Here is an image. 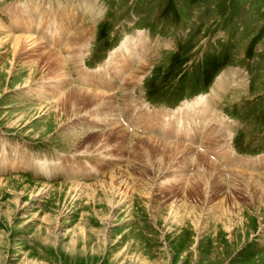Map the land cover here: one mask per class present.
Returning a JSON list of instances; mask_svg holds the SVG:
<instances>
[{
    "label": "rangeland",
    "instance_id": "obj_1",
    "mask_svg": "<svg viewBox=\"0 0 264 264\" xmlns=\"http://www.w3.org/2000/svg\"><path fill=\"white\" fill-rule=\"evenodd\" d=\"M79 1L0 0V264H264V0H89L91 17ZM67 2L69 24L91 28L79 67L107 74V89L78 80L65 52L61 66L41 58L38 40L17 52L7 37L31 33L62 50L71 33L37 13L50 18ZM33 3L28 26L21 18ZM133 41L135 59L147 45L151 58L128 102L119 86L140 61H128ZM119 50L129 64L111 90ZM233 70L244 78L232 81ZM68 85L114 94L127 140L107 134L88 93L65 92L55 107ZM211 99L214 112L200 121L193 112ZM140 113L151 116L144 129L130 123ZM169 142L195 147L220 170L203 171Z\"/></svg>",
    "mask_w": 264,
    "mask_h": 264
},
{
    "label": "bare ground",
    "instance_id": "obj_2",
    "mask_svg": "<svg viewBox=\"0 0 264 264\" xmlns=\"http://www.w3.org/2000/svg\"><path fill=\"white\" fill-rule=\"evenodd\" d=\"M79 8H80V11H81V13H82V11L83 12H87L86 14H90V17L92 16V15H94V12H93V10H92V7L93 6H95L96 7V5H94L93 4V2L92 1H87V3H85V0H80L79 1ZM35 3H33V5H32V11L31 12H28V13H30V15H28V16H23V18H21V20H22V22L23 23H29L28 24V26H30L32 23H31V21H32V18H33V16L35 15V14H33V13H37V11L35 10V5H34ZM84 4L85 5H87L88 7H87V9L85 8L86 6H84ZM70 6V4L67 2V3H65L64 4V6H60V7H58L55 11H57L56 13H54V12H52V15H51V17L50 18H47V15L46 16H44L45 14L44 13H46V12H44V11H42L41 9L40 10H38V13L37 14H39V22H42V21H44L45 20V22H46V24H49L50 22H48L49 20L52 22L51 23V25H53V26H55V28H61V30H60V32H65V35H67L68 33H71L70 34V38H68V41L65 43V42H63V44L65 45V47L63 46V49L62 50H55V49H57V48H51V47H48L45 43H43L41 40H39V39H36L35 37V35H33V34H31V33H29V34H25V35H22L23 33H19L18 32V34H14V35H11V34H8L7 33V37H11L12 38V41H13V46H14V50L15 51H17L21 46H24V47H29V45H31L30 47H34V45L37 43V40H38V42H39V44H40V46H39V48L36 50L37 51V53L38 52H40V56H41V58H51V60L50 61H52L53 62V60L52 59H54V60H57L58 61V63L60 62V64L59 65H61V66H64L63 64H64V59H65V55H66V57H67V59L70 61V62H72V65H74V67H76L77 69H76V73H77V75H78V80H80L82 83H84V84H89V83H94L95 85H103L104 86V84H105V78L103 79L102 77H100V76H107V74H102V75H100V74H98V75H96V76H94L92 73V75L90 74V73H87L85 70H83L82 68H80L79 67V64H78V62H77V60L79 59V54H80V52L83 50V48L86 46V44H87V42H88V40H89V37L88 36H90L91 35V33H87L88 31H87V29L88 30H90L91 31V28H84V27H86L87 25H82V27L81 28H79L78 30L77 29H74V27H73V25L74 24H69L70 22H73L74 20H75V17H76V15H75V17H74V13H71V11H67L66 9H67V7H69ZM37 7V6H36ZM39 7H40V5H39ZM39 7H38V9H39ZM99 8V7H98ZM89 9V10H88ZM12 10H14V8H11V11ZM35 10V11H34ZM71 10V9H70ZM72 12H76L77 13V5L74 7V8H72ZM94 10H96V9H94ZM30 11V10H29ZM97 12V11H96ZM32 13V14H31ZM75 13V14H76ZM36 14V15H37ZM84 14V13H83ZM21 16V15H20ZM71 17V19H68L66 22H64V19L66 18V17ZM80 17V16H79ZM78 17V18H79ZM38 19V18H37ZM49 19V20H48ZM82 19V17L80 18V20ZM94 19V17H92V20ZM30 21V22H29ZM38 22V25H40L41 23H39ZM44 22V23H45ZM63 22V24L64 25H61V23ZM22 23V24H23ZM4 28H3V26H0V30H3ZM26 30H29L28 28H25ZM19 30V29H18ZM67 30V31H66ZM3 31H6L5 29L3 30ZM44 31V30H43ZM10 33V32H9ZM43 34V33H42ZM42 34H40V35H42ZM39 35V36H40ZM51 35V34H50ZM61 35V34H60ZM38 36V37H39ZM44 37V36H43ZM55 37V36H54ZM52 38V37H51ZM43 39V38H42ZM45 39V38H44ZM130 41V40H129ZM62 43V42H61ZM135 44H137L135 41H133V43H130L129 44V47L127 48V53L129 54V55H132L133 54V45L136 47V45ZM19 45V46H18ZM37 46V45H36ZM126 49V48H125ZM148 49H149V45H147V47L142 51L141 50V52H140V48H138L137 47V50L139 51V53H137V55L139 56V57H137L136 59H140V61H139V64H137V66L134 68V70L132 71V72H130V71H127L126 73H125V76H124V78H123V81H122V84L119 86V90L120 91H122V93H123V97H125L126 98V101H128L129 102V99H127V95H126V91H127V88H129V87H131V86H133V85H131V84H134V82L132 83L131 81H135V80H137V79H139L138 78V76L140 75V74H142L143 73V71L146 69V67H147V65H148V60H149V58H151V56L150 55H148V54H146V51H148ZM22 50V49H21ZM18 51H20V50H18ZM17 51V52H18ZM22 51H24V50H22ZM35 51V52H36ZM61 51L62 52H65V55L63 56L62 54H61ZM36 53V54H37ZM33 54V53H32ZM136 55V56H137ZM32 56V55H31ZM35 56V55H34ZM39 57V56H38ZM116 57H117V60H120L122 57H123V61H120L119 62V65L120 66H117V67H115V69H118L114 74H113V76L111 77V79H110V81H109V83H108V86H111V87H109L111 90H112V88H114L115 86H116V84L114 83L115 81H114V78H116L117 77V75H120L121 76V70L122 69H124V68H127V66L126 65H128L129 64V62L128 61H132V62H135L136 61V59H135V54H133V57H131V59H129L128 61H126V59H125V55L119 50V51H117V53H116ZM46 60V59H45ZM48 60V59H47ZM68 62V61H67ZM43 63V62H42ZM51 63V62H50ZM111 63V62H110ZM53 64H55V61H54V63ZM57 64V63H56ZM135 64V63H134ZM133 64V65H134ZM45 65H47L46 63H45ZM50 65V64H49ZM50 67H52V66H50ZM56 67V66H55ZM54 67V68H55ZM59 67V66H58ZM49 68V67H48ZM57 68V67H56ZM62 69H63V67H61ZM47 69V68H46ZM130 69V68H129ZM50 70V69H49ZM53 70V69H52ZM55 70V69H54ZM60 70V69H59ZM58 70V71H59ZM114 70V69H113ZM128 70V69H127ZM57 71V69L54 71V72H56ZM57 71V72H58ZM61 71V70H60ZM53 72V73H54ZM114 72V71H113ZM123 72V71H122ZM52 73V72H51ZM231 73V76H233L234 78H236V79H238V78H240L239 80H241L242 78H244V75L243 74H241L240 72H238V71H232V72H230ZM50 74V73H49ZM52 75V74H51ZM54 76H55V73L53 74ZM59 76H61V80L62 79H64V77L66 76V71H65V69H63L62 70V72L61 73H59ZM51 77V76H50ZM99 77H100V80L98 81L97 80V78L99 79ZM46 79H50L49 77L48 78H46ZM96 79V80H95ZM225 79V76H224V78H222V80L221 81H219V85H218V87H217V90L216 91H214V94H213V98L214 97H216L217 95H219V93H221V90H222V87H225L224 86V84H226V81L224 80ZM60 80V81H61ZM138 81V80H137ZM108 82V81H107ZM237 82H238V80H237ZM235 83L236 85H239V83ZM69 84V83H68ZM216 84V83H215ZM65 85H67V83L65 82ZM94 85V87L96 88V86ZM131 85V86H130ZM230 85V84H229ZM69 86V85H68ZM89 86V85H88ZM93 86V85H92ZM235 86V85H234ZM70 88L68 89V90H66L65 91V89L64 90H62V92H60L59 91V89L57 90V92H56V95H55V98L54 99H52L51 100V102H53L54 103V106L56 107V105H57V102H58V100L59 99H63V94L65 93V92H70L71 90H77V91H83V92H85V93H88L89 95V100H90V102H92V103H94L95 104V108H97L98 109V111H99V116H101L102 117V119H103V122L105 121V122H107L108 123V125L111 127L112 126V128L110 129V132L109 133H107L108 135H110V136H115L117 139L119 138V139H126V138H128V136H129V132H128V130H127V128L120 122V120H119V116L117 115V113H116V106H115V100H116V97H114V94L112 95V94H108V93H106V92H103V90H98L97 89V91L95 90V91H92V90H94V88L91 90V88H90V90H88L87 88H82V87H79V86H77V85H73V86H69ZM104 88H106V86H104ZM103 89V88H102ZM107 89V88H106ZM105 89V90H106ZM115 90V89H114ZM116 91V90H115ZM82 92V93H83ZM73 93V92H72ZM79 94V93H78ZM77 94V95H78ZM84 94V93H83ZM82 95V94H81ZM80 95V96H81ZM85 95V94H84ZM216 95V96H215ZM80 96H78V98L80 97ZM130 96V95H129ZM83 97V96H82ZM81 97V98H82ZM73 98V97H72ZM121 98H122V96H121ZM74 99V98H73ZM85 100V99H84ZM72 101V100H71ZM81 102V101H80ZM91 103V104H92ZM125 103V102H124ZM210 103H212V99L211 100H206L204 103H203V105L201 106V107H199L198 108V111L196 112V111H194L193 112V115L194 116H196V118H198L200 121H203L204 120V118H205V122L207 123L209 120H210V118L208 119V117L210 116V115H212L211 113H213L214 112V109H213V111L209 114V113H206V112H208L209 111V104ZM78 104H79V101H78ZM50 105V104H49ZM73 105V104H72ZM75 106V105H74ZM82 106V105H81ZM80 106V107H81ZM59 107V106H58ZM63 107V106H62ZM52 108V107H51ZM82 108V107H81ZM89 108H91V106L89 107ZM93 108H94V106H93ZM93 108H92V110H93ZM94 108V109H95ZM58 110V109H57ZM56 110V111H57ZM92 110H91V113L93 114V112H92ZM130 110H132V109H130ZM77 112V111H76ZM82 113V112H81ZM97 113V112H96ZM75 114H77V113H75ZM87 114V113H86ZM94 114H95V112H94ZM206 115V116H205ZM153 116V115H152ZM205 116V117H204ZM140 117H142V114L140 113V116L139 117H137L138 119H135V120H133V121H130V123L132 124V126H137V128L139 127V125H140V127L142 128V129H144V128H146V124H143L142 123V121H146L147 119H149L151 116H149V115H146V118H143V119H141ZM182 117V116H181ZM129 118H131L130 116H129ZM154 118V117H153ZM212 118H214V116H212ZM152 119V118H151ZM150 119V120H151ZM156 120H157V117H156V119L154 120L155 122H156ZM216 120H218V117L216 116ZM160 122V121H159ZM169 123V125H172V123H173V120H171L170 122H168ZM155 124V123H154ZM185 125H188L189 124V122H187V124H186V122L184 123ZM204 124V123H203ZM156 125V124H155ZM164 125V124H163ZM182 125H183V123H182ZM196 125V124H195ZM157 126V125H156ZM155 126V127H156ZM203 126V125H202ZM220 125L218 124V127H219ZM190 128V127H189ZM188 128V129H189ZM178 129V128H177ZM153 130H154V126L153 127H149V129H148V131L149 132H153ZM172 130V129H171ZM190 130V129H189ZM157 131V130H156ZM164 133V132H163ZM223 133V132H222ZM165 134V133H164ZM168 134V133H167ZM184 135V134H183ZM190 135H192V134H190ZM223 135H224V133H223ZM132 136H135V138L136 137H141V136H138V135H132ZM151 136V135H150ZM150 136H147V137H144V136H142V137H144L145 138V140L146 141H154L155 139L154 138H152V137H150ZM221 136V135H220ZM220 136H218V138H220ZM114 137V138H115ZM111 138V137H110ZM217 138V139H218ZM225 138V137H224ZM109 139V138H108ZM216 139V140H217ZM115 140V139H114ZM127 140V139H126ZM115 141H117V140H115ZM218 142H220L219 140H217ZM154 143V142H153ZM171 145H173L171 148L173 149V147L175 146L176 147V151H179V152H181L182 154L181 155H183V156H185L184 158H187V159H189V161L191 162V163H194V164H196V166H200V167H202L203 168V171H208V170H220L219 169V167L212 161V160H209V158L208 157H205V155L204 154H202V153H200V152H195L196 151V149H195V147L193 148V147H190V146H187V145H184V144H178V143H171V142H169ZM209 143H211V142H209ZM209 143H206V144H204L205 145V147H208V144ZM213 143L214 144H217V142H215V140L213 141ZM155 144V143H154ZM125 146V145H124ZM135 148V147H134ZM169 148V147H168ZM196 148H198V147H196ZM199 149V148H198ZM201 150V149H200ZM172 151V150H171ZM192 155H194L193 157H192ZM223 156V158L224 159H227V153H223L222 154ZM193 158V161L191 160ZM205 165V166H204ZM202 172V171H201ZM239 172H242V173H245V174H247V175H249V176H251V175H256V172L255 171H247V170H241V171H239ZM264 172V171H263ZM260 174V173H259ZM261 174H264V173H261ZM114 175V174H113ZM200 175V174H199ZM202 176V175H201ZM203 176H207V175H203ZM218 176V175H217ZM248 176V177H249ZM118 177V176H117ZM200 177V176H199ZM198 177V178H199ZM221 177H223V176H221ZM247 177V178H248ZM257 177V176H256ZM193 179H194V177H192ZM204 178V177H203ZM220 178V177H219ZM258 178V177H257ZM109 179V178H108ZM200 179V178H199ZM217 179V178H216ZM119 180V179H118ZM203 180V179H202ZM110 181V180H109ZM236 180H233L232 182H235ZM118 182V181H117ZM116 182V183H117ZM218 182V181H217ZM224 184H225V182H224ZM233 184V183H232ZM240 184H241V182H240ZM78 186V185H77ZM82 186V185H81ZM114 186H116V184L114 185ZM83 187H85V186H83ZM116 188V187H115ZM257 188V187H256ZM258 188H260V187H258ZM258 190V189H257ZM262 191V190H261ZM233 192V191H232ZM256 192V191H255ZM257 193V192H256ZM253 194V193H252ZM255 194V193H254ZM117 194H115V196H116ZM228 195V194H227ZM241 195V194H240ZM264 196V195H263ZM229 197V196H228ZM259 201V200H258ZM112 206L113 207H116L117 205L116 204H112Z\"/></svg>",
    "mask_w": 264,
    "mask_h": 264
}]
</instances>
